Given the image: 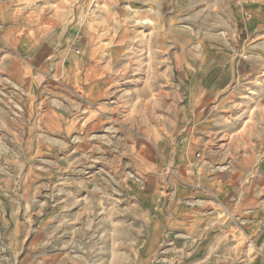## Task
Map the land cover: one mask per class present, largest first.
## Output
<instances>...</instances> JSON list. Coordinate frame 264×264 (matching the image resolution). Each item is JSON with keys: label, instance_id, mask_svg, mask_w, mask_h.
<instances>
[{"label": "rangeland", "instance_id": "rangeland-1", "mask_svg": "<svg viewBox=\"0 0 264 264\" xmlns=\"http://www.w3.org/2000/svg\"><path fill=\"white\" fill-rule=\"evenodd\" d=\"M200 222L264 264V0H0L5 263L178 264Z\"/></svg>", "mask_w": 264, "mask_h": 264}, {"label": "crops", "instance_id": "crops-1", "mask_svg": "<svg viewBox=\"0 0 264 264\" xmlns=\"http://www.w3.org/2000/svg\"><path fill=\"white\" fill-rule=\"evenodd\" d=\"M158 41H159V44H160V40L158 38ZM206 41L203 40L202 43H204ZM193 63V62H192ZM196 67H198V61L196 63H194ZM209 63H206L203 65V67L207 66ZM203 67L201 69H198V73L200 74ZM17 68V66L15 64H12L10 65V67L8 68V72L10 75H12L14 73V70ZM3 70H5V67L3 68ZM230 76V73L227 71V72H223L221 74V76L219 77V79L216 82V85H219V86H223L224 84L227 83L228 81V78ZM225 87V86H224ZM149 95V93H148ZM197 102L195 103H192V101H187V103L185 104V115L188 116L189 115V112H194V110L197 108ZM144 110H147V108ZM188 115H187V114ZM182 191H179V194L181 193ZM218 196L220 197V195L218 194ZM219 200V199H218ZM10 219V218H9ZM10 221H12L10 219ZM178 223V222H175V224ZM180 223V222H179ZM197 223L198 226H196V228L202 230V235L204 237L203 239V242L200 246L197 247V250L193 253H189V254H185L184 257L181 256V259L182 261H180L178 264H205V260L208 259L209 255H207L205 253V249L207 248V244H210L211 242H216L218 241L220 238H224L225 237V229L228 228V225H220V224H216L214 226H209L207 227V225H205L204 223ZM155 224V225H154ZM153 225L150 226V235H149V239H148V243H156V242H159V241H156L155 238V234L156 233H159L160 232V224L158 223H154ZM201 224V225H200ZM179 227L178 224L177 225H174L173 228H177ZM253 228V227H251ZM249 228V230L251 229ZM243 235L246 237V233L243 231ZM160 235H158L159 237ZM262 236H259V240L261 239ZM15 239H18L19 242H21V237H14ZM5 257H2L0 256V264H6L5 263ZM148 262V258H147V255H143L141 257V259L139 260L138 264H147ZM191 262V263H190Z\"/></svg>", "mask_w": 264, "mask_h": 264}, {"label": "bare ground", "instance_id": "bare-ground-1", "mask_svg": "<svg viewBox=\"0 0 264 264\" xmlns=\"http://www.w3.org/2000/svg\"><path fill=\"white\" fill-rule=\"evenodd\" d=\"M145 23L149 24V25H153V21H151L150 19H146ZM164 42V41H163Z\"/></svg>", "mask_w": 264, "mask_h": 264}, {"label": "built area", "instance_id": "built-area-1", "mask_svg": "<svg viewBox=\"0 0 264 264\" xmlns=\"http://www.w3.org/2000/svg\"><path fill=\"white\" fill-rule=\"evenodd\" d=\"M249 1H254V0H249ZM256 1H257V0H256ZM74 50H75L76 53H78V50H77L76 48H75Z\"/></svg>", "mask_w": 264, "mask_h": 264}]
</instances>
